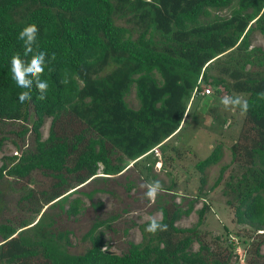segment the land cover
Wrapping results in <instances>:
<instances>
[{
    "label": "trees",
    "instance_id": "trees-1",
    "mask_svg": "<svg viewBox=\"0 0 264 264\" xmlns=\"http://www.w3.org/2000/svg\"><path fill=\"white\" fill-rule=\"evenodd\" d=\"M224 9L228 13L219 16ZM26 24L39 29L38 50L56 58L41 75L48 83L47 98L39 100L33 87L31 101L21 104L23 89L11 78L10 61L16 54L31 58L18 40ZM253 32L264 39V0H0V126L19 124L16 136H33L31 149L3 158L0 183L5 177L27 179L33 171L53 179L47 190L29 189L17 200L27 217L0 222V264H231L233 242L212 249L203 240L207 204L193 226H176L194 201L186 209L160 203L168 231L149 234L146 221L138 226L140 241L128 242L120 254L109 250L101 231L114 218L91 224L81 237L88 246L80 253L69 250L68 230L54 229L57 213L51 211L75 214L80 199L70 204L68 199L78 188L119 175L153 149L164 148L181 129L191 101H208L192 97L199 83L249 100L243 119L249 144L239 147L237 158L238 145L231 147L232 161L240 164L222 194L236 221L250 229L253 250L247 264H264V100L257 98L264 92V49L251 47ZM65 78L68 83H61ZM131 88L136 109L125 101ZM45 118L50 125L42 140ZM219 151L217 146L196 169L216 164ZM227 168H220L210 189ZM195 242L198 249L192 251Z\"/></svg>",
    "mask_w": 264,
    "mask_h": 264
},
{
    "label": "rangeland",
    "instance_id": "rangeland-1",
    "mask_svg": "<svg viewBox=\"0 0 264 264\" xmlns=\"http://www.w3.org/2000/svg\"><path fill=\"white\" fill-rule=\"evenodd\" d=\"M227 13L228 11L224 9L217 14L225 16ZM117 23L124 25L123 22ZM250 45L264 49L263 37L253 32L250 36ZM204 85L206 87L207 84ZM210 90L212 93L207 95V102L194 100L187 106L181 129L165 142L163 149H153L133 167L119 175L108 179L96 178L80 188L76 187L78 189L69 195V203L67 202L70 204L73 199H80L75 214L67 216L58 210L51 211L57 213L54 229L70 232L71 252H83L88 246V242L83 241L81 237L95 220L114 218L109 221L110 227L107 229L102 227L101 231L109 250L120 254L125 251L128 242L140 241L138 226L146 222L145 216L159 211L157 207L160 203L173 202L186 209L188 204L194 201L189 214L181 216L176 221V226L179 228L193 226L197 221V211L203 204H207L209 209L205 212L203 224L200 226L204 242L212 249H215V245L224 247L233 242V246L229 247L232 250L230 263L247 264L250 261L253 250L251 240L247 239V236L251 235L250 229L236 221L233 207L226 204V197L222 194L224 182L228 180L230 174L239 169L240 164L232 161L231 147L238 145L237 158L242 153L239 147L249 144L243 139L247 125L243 126L244 115L224 110L220 101L227 94L221 88L218 93H215L212 87ZM125 101L129 107L137 108L133 88L126 95ZM49 125L50 119L45 118L39 129L42 140L47 138ZM19 130V124L7 123L0 126V138L5 137L0 146V165L4 162V157H18L22 151L33 147L32 134L28 132L21 138L15 135ZM217 146L220 147V151L216 164L209 165L203 172H199L196 163L211 154ZM151 162L152 167L147 171L146 167ZM224 166L228 168L220 184L213 190L210 189L219 175L220 168ZM97 176H103L101 167ZM200 178L204 179L203 183L200 182ZM153 180H159L163 185L154 203L144 198L146 189L142 187ZM52 182V177L41 171L31 172L24 180L5 177L0 183V222L6 219L17 221V218L27 217L29 213L20 209L17 200L29 189H33L36 194L47 190ZM67 203L64 209H68ZM124 230L126 234L123 233ZM260 232L262 231H258ZM215 237L220 239L216 241ZM242 239H247L248 242L243 243ZM191 249L197 251L198 244L193 243ZM261 251L263 252V247Z\"/></svg>",
    "mask_w": 264,
    "mask_h": 264
},
{
    "label": "clouds",
    "instance_id": "clouds-1",
    "mask_svg": "<svg viewBox=\"0 0 264 264\" xmlns=\"http://www.w3.org/2000/svg\"><path fill=\"white\" fill-rule=\"evenodd\" d=\"M39 29L35 24H26L18 32V40L23 42L24 56L31 57L28 60L21 59L19 54L14 55L10 61L11 78L16 86L23 89L18 94V100L21 104L32 99V89L38 91V99L45 100L48 90V83L41 79L46 64L55 60V54L51 57L45 51L38 50L37 33ZM35 46V48H34ZM61 83L67 84V78L62 79ZM258 99L264 100V92L258 94ZM220 103L224 110L231 112H238L240 115H246L249 111V100L241 94L225 95L221 98ZM146 191L144 198L149 202H155L158 194L162 191L163 185L159 180H153L142 185ZM163 212L158 211L154 214L147 215L144 220L147 221L145 232L149 234H156L157 232L168 231V226L162 223Z\"/></svg>",
    "mask_w": 264,
    "mask_h": 264
},
{
    "label": "built area",
    "instance_id": "built-area-1",
    "mask_svg": "<svg viewBox=\"0 0 264 264\" xmlns=\"http://www.w3.org/2000/svg\"><path fill=\"white\" fill-rule=\"evenodd\" d=\"M212 91L210 90V87L203 85L199 83L198 87L195 88L192 92V97H197V96H207L211 94Z\"/></svg>",
    "mask_w": 264,
    "mask_h": 264
},
{
    "label": "water",
    "instance_id": "water-1",
    "mask_svg": "<svg viewBox=\"0 0 264 264\" xmlns=\"http://www.w3.org/2000/svg\"><path fill=\"white\" fill-rule=\"evenodd\" d=\"M108 253H112V252H109V251H108Z\"/></svg>",
    "mask_w": 264,
    "mask_h": 264
}]
</instances>
